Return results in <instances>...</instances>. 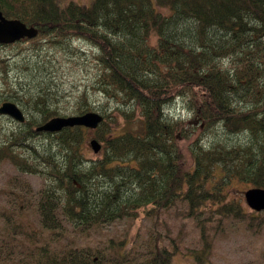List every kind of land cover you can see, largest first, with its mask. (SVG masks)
<instances>
[{
    "label": "trees",
    "instance_id": "obj_1",
    "mask_svg": "<svg viewBox=\"0 0 264 264\" xmlns=\"http://www.w3.org/2000/svg\"><path fill=\"white\" fill-rule=\"evenodd\" d=\"M82 2L0 0L6 18L38 30L14 43L36 51L84 44L98 68L92 88L120 104L97 107L84 91L74 115L100 114L95 129L37 132L65 114L51 105L47 83L19 95L0 59L7 98L28 96L29 105L18 106L30 115L4 135L0 162L44 180L32 207L8 191L15 200L0 211V264H169L177 253L214 264V243L229 234L228 224L253 235L264 229V211L228 192L235 182L264 189V0ZM34 65L37 76L44 67ZM89 131L101 146L95 159L85 153ZM38 135L48 140L39 151ZM174 218L181 223L175 236ZM143 219L152 242L145 250L138 227L89 242L105 224ZM186 224L197 244L183 251Z\"/></svg>",
    "mask_w": 264,
    "mask_h": 264
},
{
    "label": "rangeland",
    "instance_id": "obj_2",
    "mask_svg": "<svg viewBox=\"0 0 264 264\" xmlns=\"http://www.w3.org/2000/svg\"><path fill=\"white\" fill-rule=\"evenodd\" d=\"M79 1H83L82 3L87 5L91 3V0ZM28 45L29 42L26 41L19 44L12 43L9 46L8 44H0V59H3L8 69L6 80L9 84L14 85L13 88L19 91V95H22L21 93H34L35 89H38L37 86H40L39 82L43 83V86L47 83L53 96L51 105H55L54 107L58 108L60 115L65 114V116L75 114V105L79 104L78 98L84 91H86L88 97L87 101L97 107L104 108L106 106L120 105L114 98H107L92 88L96 84L98 68L96 60L89 53L90 49L84 44H78L80 48L73 46L72 50L41 46L36 51L22 49L21 47ZM36 62H38L39 67H44V70H41L42 73L37 76L31 72V68L35 66ZM24 66L29 68V72ZM2 77L3 73L0 70V104L4 101H12L17 105H29L26 101L28 96L24 97V99H17L18 101H15L16 98H14V101L11 98H7L8 94L4 90L6 84ZM166 110L175 113V108L172 106L167 107ZM22 112L25 119L30 118V115L26 113L27 111H24V108ZM19 125L18 121L9 116H0V142L3 140L5 134H8L11 130H16ZM91 136H93V132L89 131L85 153L88 158L95 159L100 156V153H94L91 146H88ZM214 136L216 137V135ZM45 138L46 136L43 135L33 138L32 144L37 146L38 151L41 150L42 145L48 144V140H44ZM211 138L214 137L211 136ZM23 153L26 154L27 152L23 151ZM26 185H29L30 188ZM43 186L44 180L39 174L22 173L10 161L5 160L0 162V211L3 208L10 209L14 206L15 196L8 191L11 190L25 195L28 200L26 202L27 207H32L34 200L32 194L40 191ZM246 189L247 185L235 182L228 192L231 196L242 200L245 206L249 208L243 196ZM29 214L33 218V215ZM34 220L36 222V218ZM170 220L175 225L173 229V235L175 236L181 227V223L175 218ZM4 226H6V222L0 216V228ZM238 226L240 225H237V222L232 223L231 226L228 224L227 228H230L229 234L226 237L216 239L210 256L211 261L214 264H264V229L258 235H253L249 231L241 229V226ZM137 227L139 228L138 231H140L136 241L139 248L145 250L146 246L148 248L151 247L152 242L147 237V230L150 228V222L147 219L137 221L135 225H130L128 220L105 224L101 230H93L94 232L89 242L93 245H96L95 243L98 245L99 239H105L110 236H122L126 232L131 236L137 231ZM182 229L183 251H185L184 247H191L197 244V241H195L197 231L192 229L190 224L184 225ZM169 264L205 263L195 262L191 255L177 253Z\"/></svg>",
    "mask_w": 264,
    "mask_h": 264
},
{
    "label": "water",
    "instance_id": "obj_3",
    "mask_svg": "<svg viewBox=\"0 0 264 264\" xmlns=\"http://www.w3.org/2000/svg\"><path fill=\"white\" fill-rule=\"evenodd\" d=\"M37 32L36 27L27 26L16 18H6L0 11V44H12L23 39H31L37 35ZM0 115L9 116L19 123H23L25 120L21 108L12 101H4L0 104ZM102 119L100 114L93 111L78 115L54 116L35 127V131L55 133L63 128L75 126L95 129ZM89 145L95 153L101 147L96 139H91ZM244 200L250 209L264 211L263 188L247 189L244 191Z\"/></svg>",
    "mask_w": 264,
    "mask_h": 264
}]
</instances>
